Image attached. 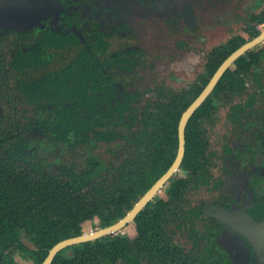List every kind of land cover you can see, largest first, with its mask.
<instances>
[{
    "label": "flooded vegetation",
    "instance_id": "obj_1",
    "mask_svg": "<svg viewBox=\"0 0 264 264\" xmlns=\"http://www.w3.org/2000/svg\"><path fill=\"white\" fill-rule=\"evenodd\" d=\"M4 1L6 0H0V34L14 30L26 36L16 39L7 46H0V124L8 119L15 122L18 120L29 122L31 128L28 138L33 140L31 153L48 165L72 162L79 152L77 148L67 147L68 143L63 131L59 134L52 128L59 121L57 112L53 109L55 107L53 102L60 99L59 105L62 102L66 103V96L58 97L57 91L60 93V90L55 86L54 100L51 102V84L64 78L69 64L79 58L82 51L89 50L93 63L102 76L108 77L104 81V85H108V88L102 89L99 94L110 89L113 100L116 96L130 99L134 92L136 93L134 103L144 105L156 97L163 99L167 89L184 90L187 95L189 91L192 93L190 97L186 95L190 99L189 105L209 81L216 68L232 51L264 30V0H243L244 14L239 13L241 32L230 34L223 42L212 46L206 52L204 63L207 72L204 77L194 81L188 89H175L157 79L156 65L166 69L169 64H175L178 59L184 60L194 55V49L182 37L171 42L172 56L156 55L146 60L144 54L150 47L139 35V29L132 26L127 19L124 2L119 0H8L7 4ZM198 1L204 2L205 11L208 8L211 12L223 10L222 15H228L229 0H222L224 1L222 5L219 4L221 0H184L183 21L188 27L200 28L205 24L212 25L211 16L207 15L205 18L199 16L195 5ZM94 19L97 20V26L92 28ZM176 20L175 23L173 22L175 20H172L171 29L177 26L179 19ZM113 34L119 37L135 36L137 40L127 41L118 48H112L110 38ZM241 37L244 41L227 54L209 74L210 53L217 47L226 45L232 38ZM250 50H254L252 56L255 60L252 67L246 70L235 68V60ZM63 51L65 54L60 56L61 63L55 67H49L52 59L56 57L55 54ZM241 55L226 68L211 92L189 118V120L192 119L194 148L190 157L187 158L190 162L188 169L183 170L182 158L178 169L146 203L147 205L156 195L163 196L168 202L171 201L165 191L170 179L185 177L187 174L193 176L197 186L188 189L184 197L189 208L199 210L194 217L198 220L201 236H198V246L194 250L201 252L202 264H233L230 253L222 245L223 235L228 231L232 232L233 238L244 243L246 264H264V189L258 190V195H254L257 191L247 188L245 183L247 181L244 179L246 165H250L251 171H256L260 178H264V38ZM228 70L232 72V75H225ZM31 71L40 72L31 74ZM206 77L207 80L203 83ZM198 85L201 88L196 93L195 88ZM23 99L29 104L32 103L34 107L28 108L22 105ZM213 101L220 102L218 114L224 117L227 123L226 128L230 130L225 132V143L220 149H217L215 143L211 146L209 143L211 140L207 137L209 132L206 131L204 135L195 122L198 114L202 117L209 115ZM130 127L137 129L136 124ZM102 145L106 147L103 148ZM93 149L97 155L109 163L108 171H112L118 164L117 153L120 148L116 144V139L99 140ZM245 155L252 158L247 160ZM253 156L261 160L262 164L256 165ZM198 164H203L205 167L203 180L196 177ZM192 168L195 170L192 171ZM224 190L236 198L235 204L219 198L209 199L207 196L208 192ZM194 195L195 198H193ZM216 207L234 215L230 219L218 218L212 214ZM134 219L124 226L133 224L134 235L127 234L130 237L136 235ZM212 221L221 227L219 231L212 226ZM251 221L255 222L254 227H249ZM98 227L101 226L95 229ZM121 229L112 233L120 232ZM213 237L219 250L211 246ZM182 241L188 243L187 247H193L190 240L182 239Z\"/></svg>",
    "mask_w": 264,
    "mask_h": 264
},
{
    "label": "trees",
    "instance_id": "obj_2",
    "mask_svg": "<svg viewBox=\"0 0 264 264\" xmlns=\"http://www.w3.org/2000/svg\"><path fill=\"white\" fill-rule=\"evenodd\" d=\"M243 41L232 38L214 49L209 74ZM253 53L238 57L235 68L250 69ZM64 75L51 84V102L55 86L58 97L66 96V103L53 102L59 121L52 128L63 131L68 148L79 150L72 162L59 164L57 159L59 165H48L33 156L29 122L8 119L0 124V264H39L54 243L84 232L87 220L96 216L97 226L114 222L175 156L177 123L190 102L186 91L167 89L163 99L144 105L134 103V92L130 99L112 100L110 89L99 94L108 86V77L102 76L89 50L82 51ZM191 121L185 128L183 162L194 148ZM134 124L135 130L130 127ZM103 139H116L120 148L112 171L93 149ZM198 166L196 177L203 180L205 167ZM196 186L190 174L171 178L165 187L171 201L156 195L143 207L134 219V237L117 232L69 245L50 264H202L201 252L194 250L201 236L194 217L199 210L189 208L184 197Z\"/></svg>",
    "mask_w": 264,
    "mask_h": 264
},
{
    "label": "rangeland",
    "instance_id": "obj_3",
    "mask_svg": "<svg viewBox=\"0 0 264 264\" xmlns=\"http://www.w3.org/2000/svg\"><path fill=\"white\" fill-rule=\"evenodd\" d=\"M124 2L125 15L130 21L132 26L137 27L138 32L146 41L148 47L147 52L144 54L146 60H150L156 55H168L172 53L170 51L173 49L172 43L173 40L185 38L188 44L194 49V55L188 57V59H178L175 64H169L168 68L163 69L160 65H156L157 68L155 71V76L157 79L165 84L175 87V89H188L194 81L199 78H202L206 75L207 69L205 65L206 52L214 45L223 42L230 34L241 32V18L240 14H244L243 11V0H229L228 4L230 9H227L228 15H222L223 10L218 12L208 10L205 11L204 2H196V9L199 16L207 17L211 16L213 18L212 25L205 24L200 28L188 27L183 21V10L182 3L184 0H119ZM150 1H153L150 3ZM8 4V0L4 1ZM224 1H220L219 4L222 5ZM207 5V4H206ZM204 10V11H203ZM204 12V13H203ZM231 13V14H230ZM240 13V14H239ZM206 15V16H205ZM168 18V20L166 19ZM176 19H179L175 29L170 28L172 20L174 23L177 22ZM170 22V23H169ZM97 26V20L94 19L91 27L94 28ZM210 26V27H209ZM34 34V32H31ZM26 35L18 31H8L7 33L0 34V46H7V44L12 43L16 39L24 38ZM137 39L135 36H122L119 37L116 34L111 35L110 42L112 48H118L127 41L135 42ZM145 44V43H144ZM150 50V51H149ZM62 54H65V51L55 54L56 57L52 59L49 67H55L61 63ZM172 56V55H171ZM175 65V66H174ZM41 71V70H40ZM40 71H31V74H37ZM12 77V76H10ZM192 95L191 91L188 92V97ZM22 99V98H21ZM220 101V100H219ZM213 101L211 105V112L206 114V117L197 115L196 125L200 128V131L205 135V132H209L208 138H210L211 146L215 143L217 149L221 148V145L224 144L225 132L230 131L226 128V121L224 117L219 116V103ZM21 104L27 106L28 108L34 107L32 103L26 102L24 99L21 100ZM230 125V124H229ZM221 138L223 139L221 141ZM103 148L106 145H102ZM216 149V150H217ZM218 152V151H217ZM105 157V153H103ZM254 157V156H253ZM247 160L251 159V156L245 155ZM253 161L256 165L262 164L261 160L253 158ZM189 159L182 164L183 170L186 171L189 165ZM250 165L244 166L245 177L247 181L246 186L249 189H255L257 192L254 195H258V190L264 189V178H260L259 174L256 171H251ZM182 174V172H181ZM242 179V180H244ZM260 184V186H257ZM207 196L209 199L225 200L226 202L235 204L237 201L229 192L227 191H218V192H208ZM196 196L194 195L193 198ZM98 224V219L95 217L93 220H87L85 222L84 231H89L95 229ZM212 226L219 231L220 226L212 221ZM121 233L128 234L130 236L134 235L133 224H128L126 227L120 230ZM216 237V236H214ZM212 238L211 246L219 250L218 244L214 241L215 238ZM223 248L226 249L232 258L233 264H246L247 255L245 254L244 243L235 239L232 236V232L228 231L223 235ZM224 259V258H223ZM222 264V263H221Z\"/></svg>",
    "mask_w": 264,
    "mask_h": 264
},
{
    "label": "water",
    "instance_id": "obj_4",
    "mask_svg": "<svg viewBox=\"0 0 264 264\" xmlns=\"http://www.w3.org/2000/svg\"><path fill=\"white\" fill-rule=\"evenodd\" d=\"M264 38V30L253 39L245 42L234 51H232L216 68L213 75L203 87V89L199 92V94L193 99V101L184 109L182 112L178 127H177V134H178V147L175 158L171 165L167 168V170L144 192L142 196L134 203V205L129 209L121 218L118 220L105 225L98 227L97 229L90 230L87 232H83L77 235L69 236L63 238L56 243H54L50 249L48 250L47 255L39 264H50L52 259L54 258L55 254L69 245L81 243L88 240H93L104 235L110 234L112 232H116L122 227H124L127 223L132 221L136 214L146 205V203L160 190L162 185L171 177V175L178 169L184 154L185 149V127L193 112L197 109V107L203 102L206 96L211 92L214 85L222 75V73L226 70V68L244 51L249 49L250 47L254 46L256 43L261 41ZM218 218L223 219H230L232 215L231 212H228L225 209L216 207V210L212 213ZM255 222L251 221L249 227H254Z\"/></svg>",
    "mask_w": 264,
    "mask_h": 264
}]
</instances>
